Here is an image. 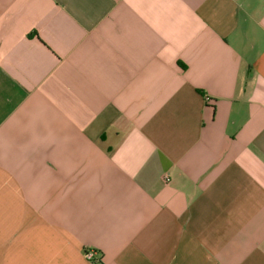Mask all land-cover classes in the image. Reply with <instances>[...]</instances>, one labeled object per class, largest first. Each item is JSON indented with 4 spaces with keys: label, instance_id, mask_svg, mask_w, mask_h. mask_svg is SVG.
<instances>
[{
    "label": "crops",
    "instance_id": "crops-1",
    "mask_svg": "<svg viewBox=\"0 0 264 264\" xmlns=\"http://www.w3.org/2000/svg\"><path fill=\"white\" fill-rule=\"evenodd\" d=\"M0 264H264V0H0Z\"/></svg>",
    "mask_w": 264,
    "mask_h": 264
},
{
    "label": "built area",
    "instance_id": "built-area-1",
    "mask_svg": "<svg viewBox=\"0 0 264 264\" xmlns=\"http://www.w3.org/2000/svg\"><path fill=\"white\" fill-rule=\"evenodd\" d=\"M164 180H165V182L168 183L169 178H168V177H165ZM96 254H97V253H96L95 251H87V252L85 253V257H86L88 260H92L93 257H94Z\"/></svg>",
    "mask_w": 264,
    "mask_h": 264
}]
</instances>
